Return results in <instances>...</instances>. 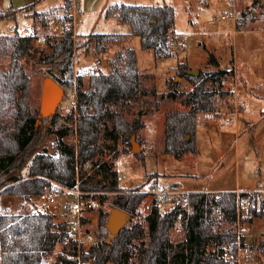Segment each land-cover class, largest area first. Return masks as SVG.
Segmentation results:
<instances>
[{"label":"rangeland","instance_id":"1","mask_svg":"<svg viewBox=\"0 0 264 264\" xmlns=\"http://www.w3.org/2000/svg\"><path fill=\"white\" fill-rule=\"evenodd\" d=\"M131 1V0H124ZM135 5H172L176 17L170 30L172 57L157 59L153 50L141 47V38L132 35L126 41H118L108 47V52L97 55L96 40L89 41L93 33H130L131 26L119 17H105L106 8L93 5L82 14L84 24L77 25L75 39V77L83 75L84 90L89 89L90 76L83 71L91 68L109 72V61L120 48L131 46L138 58L141 73V92L129 102L111 103L132 120L141 118L145 126L136 135L134 142L139 145L133 152V141L123 139L115 143L106 137L105 129L112 127L108 120L103 122L100 144L104 153L93 164L78 163V175L87 178L93 176L95 182H110L111 176L102 166L107 164L112 170L125 171L126 192L145 195L135 217H131L126 226L137 222L146 225L145 217L151 207V198L146 192L157 185H174L190 193L221 192L247 193L253 197L260 211L259 217L251 218L247 205L241 207V225L245 230V241L255 249L253 264H264V0H134ZM63 0H41L34 10L44 12L54 6H60ZM68 0L66 6L73 5ZM33 0H0V10L13 8L18 10L16 19L0 21V34L6 36L25 35L33 24L44 35H57L58 23L67 18L65 5L48 12L46 19L24 13ZM78 9V3H77ZM37 18V17H36ZM79 20V9L78 18ZM239 24V25H237ZM12 26L19 33L12 35ZM50 44L33 42L30 52L20 63L30 80L29 100L39 112V126L49 134L43 146L48 153L58 155V130H68L63 140L78 147L77 134V81L73 88H64L65 95L54 116L43 122L40 114L43 81L50 64L46 57L51 54ZM212 56L218 63L214 62ZM11 63L10 55H0V68L7 70ZM187 69L200 70L203 73L198 83L205 81L212 90L219 81L212 80V74L226 68L221 86L213 99L216 104L214 113H200L198 116L197 145L198 152H185L177 158L165 151V121L170 111H188L192 107V91L195 82L178 75L180 64ZM233 75L236 83L233 82ZM199 77V76H198ZM76 79V78H75ZM177 84V86H172ZM236 88V91L233 88ZM177 91L180 96L173 99L170 92ZM222 93L227 94L225 96ZM55 117V118H54ZM41 152V151H40ZM28 178V167L23 171ZM140 187V188H138ZM138 188V189H136ZM239 190V191H237ZM3 209L9 214H32L37 211H50L58 223L70 219L72 197L57 200L51 207L37 197L25 200L14 195L1 194ZM96 199L95 206L86 213L92 231L99 235V216L101 210H112L110 200L113 192H91ZM105 196V197H103ZM255 196V198H254ZM187 198V201H188ZM164 201V199H162ZM248 200V197H247ZM250 200V199H249ZM103 201V203H102ZM184 203L189 213L191 208ZM169 208V207H168ZM96 219V222H93ZM218 230L235 229L222 221ZM99 237V236H98ZM186 233L169 231V255L184 250ZM209 249H212L209 247ZM114 264V263H109Z\"/></svg>","mask_w":264,"mask_h":264},{"label":"trees","instance_id":"2","mask_svg":"<svg viewBox=\"0 0 264 264\" xmlns=\"http://www.w3.org/2000/svg\"><path fill=\"white\" fill-rule=\"evenodd\" d=\"M41 0H33L25 10L32 11ZM67 6H65L66 8ZM14 9L0 10V21L16 18ZM48 12H33L34 17L46 19ZM119 17L131 26L130 33H93L89 41L96 40L97 55L108 52V47L118 41L124 42L132 35L141 38L144 50H153L157 59L174 55L171 49L170 30L176 13L172 5H129L114 4L108 7L105 17ZM239 25V24H237ZM69 31L63 38L49 39L52 49L46 57L50 67L47 77H52L64 88H73L77 81V134L78 147L67 144L63 138L68 130H58V155L53 156L43 143L49 132L39 126V112L29 100L30 80L20 60L32 48V39L21 35L0 34V55H10L11 63L7 70L0 68V191L1 194L14 195L30 200L45 192L49 184L46 179L59 178L70 187L75 186L78 163L93 164L104 153L100 144L103 122L108 120L112 127L105 129L106 137L115 143L131 140L144 128V121L135 117L128 119L123 112L113 110L111 103L129 102L141 92V73L137 53L134 48H120L109 61V72L99 71L90 76L87 90L82 88L83 75L75 77V41ZM214 62L218 63L212 56ZM187 66L178 68V75L195 82L192 91L191 109L170 111L165 121V151L177 158L185 152H198L197 127L200 113H214L216 104L213 97L229 73L226 68L217 70L211 78L220 83L212 90L199 77L184 73ZM76 78V79H75ZM219 79V80H218ZM172 86H177L173 84ZM177 99V91L169 94ZM223 96L227 95L222 93ZM55 118V117H54ZM43 122L47 118L41 119ZM189 137V139H188ZM130 144V143H129ZM41 151V152H40ZM28 167L29 176L23 171ZM110 173L107 183L95 182L93 176H79L80 187L86 192H113L111 208H118L135 217L145 195L124 192L118 171L107 164L102 166ZM140 188V187H138ZM136 188V189H138ZM105 197V196H103ZM248 197L247 209L251 218L259 217L252 196ZM255 198V196H254ZM250 199V200H249ZM103 203V201H102ZM186 207L176 206L162 212L158 205H152L145 217L146 225L137 222L124 226L114 239L106 228L109 212L101 210L99 216L98 244L84 252V258L93 264H230L222 257L221 247L235 241L232 229L218 230L220 223L230 225L237 219L236 192H193ZM180 215L186 218L184 230L186 244L183 251L169 255V231ZM69 223H58L50 211H37L28 215L9 214L3 209L0 199V264H46L48 255L58 242L69 235ZM211 247L212 249H209ZM54 264H74L66 256L59 255Z\"/></svg>","mask_w":264,"mask_h":264},{"label":"built area","instance_id":"3","mask_svg":"<svg viewBox=\"0 0 264 264\" xmlns=\"http://www.w3.org/2000/svg\"><path fill=\"white\" fill-rule=\"evenodd\" d=\"M72 3L73 5L70 4V6L68 5L66 7L68 17L60 20L58 23L59 33L57 35L41 34L38 32L37 25L33 24L27 34L22 36L30 38L32 42L40 45L47 44L49 39L63 38L71 31V36L75 41L78 9L76 1L73 0ZM10 32L12 35L19 33L16 26H12ZM75 68L78 69V67ZM83 72L84 75L92 76L98 72V69L91 68ZM232 80L235 83L237 81L234 75ZM233 90L236 91V88L234 87ZM118 177L122 185H126V174L124 170L118 172ZM46 180L49 184L45 188V192L37 196L38 200L47 203L49 206L54 205L60 198L72 197L73 200L70 203L69 210L71 217L66 220L69 223V235L58 242L55 249L48 255L46 264H54L59 255L72 259L74 264H93L91 260L84 258V252L89 251L93 246L98 244L97 233L96 231H92L86 216V213L95 206L96 199L92 197L91 192H86L81 189L79 176L75 178V186L73 187L68 186L59 178ZM189 194L174 185H157L146 192L147 198H151L148 206L158 205L162 212H167L176 206L183 207ZM243 204H247V197L242 198L240 193L237 192V219L235 223L231 224L235 229L236 239L233 242L223 244L221 247L222 257L230 264H253L252 258L256 253L255 249L245 241V230L241 225V207ZM185 221L186 218L180 215L179 219L172 226V230L176 233L185 232ZM93 222H96V219H93Z\"/></svg>","mask_w":264,"mask_h":264},{"label":"water","instance_id":"4","mask_svg":"<svg viewBox=\"0 0 264 264\" xmlns=\"http://www.w3.org/2000/svg\"><path fill=\"white\" fill-rule=\"evenodd\" d=\"M185 74L189 76L198 77L200 75V70L186 69ZM65 95V89L58 82H56L52 77H46L43 81L42 87V99L40 106V114L43 118H50L55 115L60 102L63 100ZM136 135L132 136L133 141V152H137L139 145L134 142ZM189 139V137H188ZM131 219V215L127 212L114 208L110 211L108 222L106 228L112 235L109 239L111 241L114 237L120 233L124 226Z\"/></svg>","mask_w":264,"mask_h":264},{"label":"crops","instance_id":"5","mask_svg":"<svg viewBox=\"0 0 264 264\" xmlns=\"http://www.w3.org/2000/svg\"><path fill=\"white\" fill-rule=\"evenodd\" d=\"M63 1L64 2L60 6H54V7L50 8V10H47V11H44V12H39V13L50 12L53 9L59 8V7L64 8L63 6L66 4V2L68 0H63ZM75 1H76V4L78 3V9H79V20L77 22L78 26L84 24L83 21L81 20L82 14H85L86 12H88L89 9H92V7H94L93 5L97 6V8L99 6H101L100 8H103V9H105L104 6L110 7L111 5L121 4V3L129 4V5H135V1L134 0L126 1V2H124V0H75ZM156 5H158V4H156ZM108 7L106 8V10L108 9ZM7 9H13V8L10 7V8H7ZM7 9H5V10H7ZM35 11L38 12L37 10H34V9L32 11H27V10L24 9V13L27 12L26 13L27 15L29 14V15H32V16H33V12H35ZM17 13H18V10H17ZM16 17H17V14H16ZM34 19L37 20L38 17L37 18L34 17ZM237 191H239V190H237ZM26 215H28V214H26Z\"/></svg>","mask_w":264,"mask_h":264}]
</instances>
